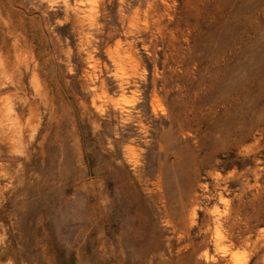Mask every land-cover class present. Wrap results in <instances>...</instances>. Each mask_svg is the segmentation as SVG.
<instances>
[{
	"label": "rangeland",
	"instance_id": "374dc122",
	"mask_svg": "<svg viewBox=\"0 0 264 264\" xmlns=\"http://www.w3.org/2000/svg\"><path fill=\"white\" fill-rule=\"evenodd\" d=\"M0 264H264V0H0Z\"/></svg>",
	"mask_w": 264,
	"mask_h": 264
},
{
	"label": "bare ground",
	"instance_id": "6f19581e",
	"mask_svg": "<svg viewBox=\"0 0 264 264\" xmlns=\"http://www.w3.org/2000/svg\"><path fill=\"white\" fill-rule=\"evenodd\" d=\"M216 129H218V128H217V127H213V128H212V130L215 131V132L217 131ZM186 130H187L186 128H185V129H182L181 134H182V135L185 134V133L188 131V130H187V131H186ZM188 132H189V131H188Z\"/></svg>",
	"mask_w": 264,
	"mask_h": 264
}]
</instances>
